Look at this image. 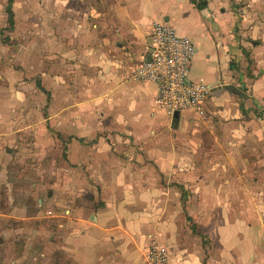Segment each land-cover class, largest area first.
Segmentation results:
<instances>
[{
  "label": "crops",
  "instance_id": "0c3cea01",
  "mask_svg": "<svg viewBox=\"0 0 264 264\" xmlns=\"http://www.w3.org/2000/svg\"><path fill=\"white\" fill-rule=\"evenodd\" d=\"M12 1L9 45L19 64L44 65L29 79L66 147L62 181L49 165L44 188L63 264H147L152 239L168 264H264V113L252 120L237 95L247 89L253 113L264 111V0H199L204 10L189 0ZM160 22L192 42L189 79L216 89L177 122L155 105V85L134 77ZM23 146L3 175L17 173ZM29 181L15 185L42 187Z\"/></svg>",
  "mask_w": 264,
  "mask_h": 264
},
{
  "label": "rangeland",
  "instance_id": "374dc122",
  "mask_svg": "<svg viewBox=\"0 0 264 264\" xmlns=\"http://www.w3.org/2000/svg\"><path fill=\"white\" fill-rule=\"evenodd\" d=\"M12 30L8 23H5V28L0 30V264H63L65 259L61 251L57 245L55 247L51 245L50 232L53 230L54 211L44 204L47 198L44 188H47L49 175L46 178V171H48L46 167L49 165L53 168L52 176H57L58 180L62 181L63 173L66 172L59 163L65 157L66 147L58 141L62 139L60 133L46 129L44 124L46 93L40 88L37 76L29 79L36 75V68L43 70L44 65H32L34 59L26 55L25 66L19 64L15 57L18 50H14L9 45L13 41ZM2 44L7 48H1ZM39 56L41 60H44V53ZM21 85H23L24 95L21 106L23 115L18 116L20 101L16 98V93ZM239 89L241 94L237 93V95L242 97V93L246 94L244 104L251 109L252 120L256 121L257 118L262 117L261 113L264 111H258L259 114L253 113L256 105L251 98V93H247L245 88L239 87ZM240 99L235 97L238 102ZM17 138L21 140H15ZM31 139H39L43 145L34 148L29 145ZM19 141L25 142V146L22 147L24 160L17 163L16 174L13 171L12 176L3 175V167L6 166L10 170V165L15 163V155L21 153ZM31 154H39L40 158L35 156L29 158ZM32 159L34 161H31ZM45 159L50 162L45 163ZM261 164L264 170V161ZM253 165L257 167L258 162H246L247 169L250 166L252 168ZM31 176L32 179H29ZM20 179L25 182L33 180L42 187L38 186L33 190L28 185L27 189L26 187L23 189L15 185V181L19 182ZM5 181L10 185L7 186ZM42 200L44 206L39 205V201Z\"/></svg>",
  "mask_w": 264,
  "mask_h": 264
},
{
  "label": "built area",
  "instance_id": "2783aa9c",
  "mask_svg": "<svg viewBox=\"0 0 264 264\" xmlns=\"http://www.w3.org/2000/svg\"><path fill=\"white\" fill-rule=\"evenodd\" d=\"M146 52L136 67L134 77L156 88L154 103L171 121L177 112L197 110L211 95L207 85L189 79L195 48L187 37L178 35L165 22L153 23L146 39ZM147 264H168L163 246L152 239L146 255Z\"/></svg>",
  "mask_w": 264,
  "mask_h": 264
},
{
  "label": "trees",
  "instance_id": "16d2710c",
  "mask_svg": "<svg viewBox=\"0 0 264 264\" xmlns=\"http://www.w3.org/2000/svg\"><path fill=\"white\" fill-rule=\"evenodd\" d=\"M198 10H204L206 8V3L199 0H189ZM12 0H8L7 7H6V14H7V23L9 27H13V12H12Z\"/></svg>",
  "mask_w": 264,
  "mask_h": 264
},
{
  "label": "water",
  "instance_id": "95a60500",
  "mask_svg": "<svg viewBox=\"0 0 264 264\" xmlns=\"http://www.w3.org/2000/svg\"><path fill=\"white\" fill-rule=\"evenodd\" d=\"M224 90H230L229 87H222ZM219 89H221V87H219ZM216 89H212L211 92H215ZM173 122H177L179 120V114L177 112L174 113L173 115Z\"/></svg>",
  "mask_w": 264,
  "mask_h": 264
}]
</instances>
